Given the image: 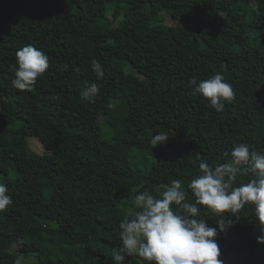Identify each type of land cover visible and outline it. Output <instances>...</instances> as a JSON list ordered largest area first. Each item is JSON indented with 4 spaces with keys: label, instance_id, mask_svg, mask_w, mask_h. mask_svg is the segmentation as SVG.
<instances>
[{
    "label": "trees",
    "instance_id": "obj_1",
    "mask_svg": "<svg viewBox=\"0 0 264 264\" xmlns=\"http://www.w3.org/2000/svg\"><path fill=\"white\" fill-rule=\"evenodd\" d=\"M28 44L49 68L20 91L16 52ZM217 72L234 91L220 112L189 84ZM158 132L175 162L155 185L147 143ZM33 136L47 152L30 150ZM239 143L264 151V0H0V183L12 197L0 211V264H113L139 192L160 197L179 178L191 196L199 163H223ZM239 215H228L222 245L241 247L237 264H264L253 207Z\"/></svg>",
    "mask_w": 264,
    "mask_h": 264
},
{
    "label": "clouds",
    "instance_id": "obj_2",
    "mask_svg": "<svg viewBox=\"0 0 264 264\" xmlns=\"http://www.w3.org/2000/svg\"><path fill=\"white\" fill-rule=\"evenodd\" d=\"M15 79L12 87L31 91L49 68V58L35 46L28 44L16 52ZM98 79L104 71L93 65ZM192 95L205 98L211 108L223 111L225 102H232L234 91L219 72L206 80L192 78L189 81ZM99 91L93 83L82 96L91 99ZM167 132H158L149 139L151 148L169 140ZM225 162L210 165L199 163L198 172L187 183L172 179L164 186L160 197L150 191L135 196V210L119 224L121 247L113 251V264H125L127 256L136 255L141 264H224L219 259L220 246L217 242V227H211L202 218L203 212H210L216 219L219 231L233 226L228 215L239 220L245 206L254 208L259 222L257 242L264 244V151L239 143L230 152L224 153ZM250 177L247 182L243 177ZM9 189L0 183V211L12 204ZM227 214V215H226ZM16 264H21L17 259Z\"/></svg>",
    "mask_w": 264,
    "mask_h": 264
},
{
    "label": "rangeland",
    "instance_id": "obj_3",
    "mask_svg": "<svg viewBox=\"0 0 264 264\" xmlns=\"http://www.w3.org/2000/svg\"><path fill=\"white\" fill-rule=\"evenodd\" d=\"M166 15V19H165V23L166 24H179L181 21L179 20H175L172 16L167 15V13H165ZM130 68L127 67V70H129ZM137 104V100L134 99L133 97H129L128 99V105L133 109L135 108ZM28 146L30 148L31 151L43 154L45 152H47V150L44 148L42 142L40 141V139L38 137H28ZM147 147H151L149 145V143H147ZM153 149V148H152ZM155 152H156V157H158V162L155 166V169L153 171V183L156 185L160 182L161 180V173L162 170L167 167L170 164H173L175 162V160H173V158H171L167 152H165V150L160 149L159 146L155 147ZM254 210V208H253ZM218 230V235L216 237L217 242L220 246V250H221V256L219 257V259H221L224 264H237L238 263V256L237 253L240 251L241 247H233V248H227L224 245H222V242L220 241V234L221 231H219V228L217 227Z\"/></svg>",
    "mask_w": 264,
    "mask_h": 264
}]
</instances>
